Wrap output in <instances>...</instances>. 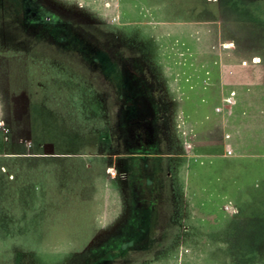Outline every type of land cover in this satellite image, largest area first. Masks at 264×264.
I'll return each mask as SVG.
<instances>
[{"label":"rangeland","instance_id":"obj_1","mask_svg":"<svg viewBox=\"0 0 264 264\" xmlns=\"http://www.w3.org/2000/svg\"><path fill=\"white\" fill-rule=\"evenodd\" d=\"M249 8L0 0V264H264V143L233 135L264 51Z\"/></svg>","mask_w":264,"mask_h":264},{"label":"crops","instance_id":"obj_2","mask_svg":"<svg viewBox=\"0 0 264 264\" xmlns=\"http://www.w3.org/2000/svg\"><path fill=\"white\" fill-rule=\"evenodd\" d=\"M249 6V19L251 25L255 26L257 29L259 27L264 30V9H261L255 0H249ZM256 45L255 47L264 48V42L261 43L260 46ZM258 55L260 57L253 59L249 64V70L248 68L246 69V66H240L243 70L242 72H249L247 77L241 76L240 78V76H235L233 78V83L236 88L239 89L248 85V89L251 91L252 97H254L255 106L250 112V121L234 124V134L232 133L237 140L242 135L245 142H247V145L250 146L257 143L258 145L264 143V138L260 134V131L264 134V111L261 108L262 101L258 100L259 98L264 97V51L260 52Z\"/></svg>","mask_w":264,"mask_h":264},{"label":"trees","instance_id":"obj_3","mask_svg":"<svg viewBox=\"0 0 264 264\" xmlns=\"http://www.w3.org/2000/svg\"><path fill=\"white\" fill-rule=\"evenodd\" d=\"M234 2H236V4L237 5H241V7H243V6H245V7H249L248 5H249V2L246 4V5H244V3H243V1L242 0H234ZM2 12V11H1ZM2 18H5V19H7L6 21H5V24L6 25H8L9 24V21H10V19L9 18H7L6 16H4V14H0V21H1V23H0V25H2V23H3V20H1ZM11 23H13V22H11ZM5 25V26H6ZM15 29H16V31L14 32V35H18V34H20V25L18 26L17 24H15ZM80 67V66H79ZM80 69L82 70L83 68L82 67H80ZM207 71H205V73H206ZM181 120H184V122H183V126L182 127H180V129L178 130L179 131V141H180V143H181V145L183 144V140H184V137L186 136H184V134H183V132H187L188 134H189V139L191 140V142H192V146H193V143H194V138L192 137V129H190V128H188V126H187V121L183 118V119H181ZM180 121V120H179ZM176 126H179V125H177L176 124ZM206 161V162H205ZM204 162H205V164H207L208 162H210V160L208 161V160H205ZM232 161H234V160H232ZM195 163H197V161H195ZM202 163V162H201ZM204 164V163H203ZM235 175H233V178H232V180H231V182L233 183V181L235 182V179H236V177H234ZM217 179L219 180V182H217V186H216V188L217 189H219L218 191H217V189L216 190H214V191H216L215 192V194H217V195H219V194H221L222 193V191L224 192L223 194H225V195H227V193H225L226 191L224 190V188L222 187L221 188V190H220V182H221V180H220V177H218L217 176ZM236 183V182H235ZM221 192V193H220ZM264 192V191H263ZM259 195V194H258ZM257 200V199H256ZM256 200H255V202H256ZM262 203H263V201L262 202H258V203H256V206H259V209H261L260 207H261V205H262ZM203 204V203H202ZM204 205V204H203ZM264 207V206H263ZM202 208H205V207H202ZM258 210V209H257ZM261 212V211H260ZM261 215H264V212H261L260 213ZM178 222V221H177Z\"/></svg>","mask_w":264,"mask_h":264},{"label":"built area","instance_id":"obj_4","mask_svg":"<svg viewBox=\"0 0 264 264\" xmlns=\"http://www.w3.org/2000/svg\"><path fill=\"white\" fill-rule=\"evenodd\" d=\"M228 43H226L225 45H227ZM236 102V91L234 89H230L228 90L223 96H222V99H221V103L220 105H217L215 107V111L216 112H222L224 109H228L230 108L232 105H234ZM184 136L186 134V132H183ZM229 135L228 134H225V137L227 138ZM183 145L186 149V151L189 152V150L191 151L192 149V142L191 140H189L186 136L184 137V140H183ZM232 154V149L230 147H227L226 150H225V155H230ZM192 156V154H190ZM189 155V156H190ZM194 161H198L199 157L198 155L197 156H194L192 158ZM110 174L113 176L115 174V171L114 170H111L110 171ZM232 211L235 212L236 211V208H234L233 206H230ZM225 208H227V206H225Z\"/></svg>","mask_w":264,"mask_h":264}]
</instances>
